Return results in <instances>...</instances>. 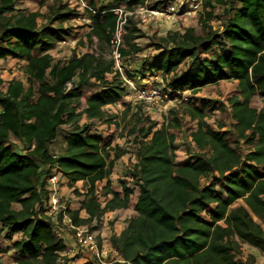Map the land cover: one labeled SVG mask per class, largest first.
Segmentation results:
<instances>
[{"label":"trees","instance_id":"trees-1","mask_svg":"<svg viewBox=\"0 0 264 264\" xmlns=\"http://www.w3.org/2000/svg\"><path fill=\"white\" fill-rule=\"evenodd\" d=\"M24 1L0 0V61L17 60L26 76V82L0 78V245L10 243L16 264H69L64 214H46L49 179L59 173L70 188L84 183L83 193L74 189L84 197L80 209L66 204L75 226L128 208L138 190L136 216L110 239L125 264H253L251 255L242 260L244 244L264 255V106H253L255 98L264 104V0H204L201 32L176 28L160 38L127 17L120 51L125 66L140 68L125 70L127 78L158 74L172 99L190 95L161 125L144 102L126 107L123 114H131L124 132L136 148V163L125 176L133 186L120 182L123 197L108 179L115 162L130 152L93 130L98 124L121 127L120 116L107 107L124 100L130 88L111 58L115 10L132 13L148 0H80L90 21L87 43L98 47L65 59L51 51L71 36L66 23L79 17V8L36 0L47 8L42 13L19 8ZM171 5L162 0L150 7ZM215 5L224 8L219 29L211 24L218 18ZM142 38L156 51L151 59L141 58ZM224 81L238 83L228 106L196 97ZM87 87L94 92L81 108ZM217 111L222 119L214 127L209 119ZM61 131L66 147L57 155L50 146ZM180 137L185 159L177 153ZM104 180V195L112 198L103 207L97 185ZM2 252L7 249L0 246Z\"/></svg>","mask_w":264,"mask_h":264},{"label":"rangeland","instance_id":"rangeland-1","mask_svg":"<svg viewBox=\"0 0 264 264\" xmlns=\"http://www.w3.org/2000/svg\"><path fill=\"white\" fill-rule=\"evenodd\" d=\"M49 1L52 2L54 0H49ZM62 1L70 4L72 7L77 6L81 13H80L78 18L71 20L68 23H66V26L71 28L72 34L65 42L59 44L56 47V49L52 50L51 54L56 59H65V58H70L74 52H76L78 55H82V54H85L87 52H91V51L95 50V48L98 47V44L96 43L93 46L89 45L87 43V39H86V34L90 30L88 27V24H90V21L87 19L86 13L84 12V9H85L84 3H82L80 0H62ZM169 1H171V4H173L175 7H177V9L180 13L184 12V14H181L180 16L177 14V16L175 18H173L169 21L165 20L163 22L159 21V22H155V23L150 24L147 29H144L149 34V36H151V37L154 36L156 38L164 37L167 35V32L172 27L171 25L172 24L175 25L177 23L181 26H182V23H185V27H182V28L194 26L199 32H201L202 29H201L198 21L200 18V14H202L204 11L203 6L200 7V10L198 12H192L191 8H190L192 0H169ZM156 2L160 5L162 0H149V7L153 4H155ZM18 6H19V8L27 9L30 11H39L40 10L42 13L47 12V8L46 7L40 8V5L36 0H27V1L20 3ZM223 10H224L223 7L216 6L215 12H216V16H218V18L212 20V22H211L214 29H219L220 26L222 25L221 20L219 18L223 17ZM186 16L190 17L191 19L186 20L185 19ZM39 21H40V23L43 22L42 20H39ZM81 40H84L86 42L85 45H82L80 43ZM138 42L141 45H143L144 47H146V51L142 54V57H141L142 59L147 58V57L150 58L151 56L156 54V51H155L154 47L151 45V42L148 38H142ZM125 64L126 63L124 62V65ZM21 65H22V63H18L17 60H10L9 59L6 61H0V78L3 79L5 82H9L13 79L22 80V81L26 82V76L22 72ZM125 67H127V69L125 68V70H129V72L131 71L134 73H136L137 72L136 69L139 68V67H136L135 64L131 65V66L127 65ZM134 68H136V69H134ZM125 76L127 77V75H125ZM153 77L154 76H149L147 73L146 75H141L140 78L137 77V79H135V81L137 82L138 87L149 88L148 87L149 84H147L145 82V80L152 79ZM126 85L128 87H130L128 84H126ZM237 85H238V83L236 81H230V82L224 81V82H221L217 85H212V86H208V87L204 88L202 91H200L196 95V97L197 98H204L207 100H216V101L222 102L228 106V99L236 94ZM151 86H163L161 76L159 79L156 76V79H155L153 85H151ZM93 92L94 91L89 87H87L84 90V95H83V98L81 100V106H80L81 108H83L87 99L93 94ZM189 95L190 94L187 93V94L183 95L182 98H178L177 100L173 99L174 101H172V103H168V104L164 103L163 105L158 106V107H155V106H152V105H149L146 103L145 104H146V107L148 108L147 110H148L151 118L153 120L157 121L161 125L162 123H164L166 116L169 114L170 110L172 108H178L179 106H181V104L186 103ZM139 102L140 101H137V99H136L135 92L131 88H129V91H127V94H126V97L124 98V100H122L121 102H119L115 106H108L107 107V110H109V112L114 113V114H118L120 116L118 118V122L121 123V127H117L116 125L98 124V125H96V127L94 128L93 131L107 137L108 139H110V142H112L113 146L119 144L122 148L128 150L130 152V154H134L136 151L135 150L136 148L134 147V145L127 143V141H126L127 136L125 135L127 131L124 132V130H125L124 128L126 127L125 125L128 124V121L130 120L131 112L129 115H124L123 113L125 112L127 106H129L130 104L132 106H134ZM253 106L257 107V108H262L264 106V104L260 98H255L253 101ZM221 119H222L221 113L219 111H217L211 115L209 122L214 127H216V122L218 120H221ZM226 121L227 122L229 121L227 116H226ZM63 135H64V132L61 131L59 138L56 142V147H58V148H60L61 144H63V142H64ZM248 148L249 147L243 146V149L245 151H247ZM177 153H178V157L180 159H185L187 157V152L185 149L183 137H180V143H179ZM118 175H119L118 181H119L120 185H121V183H120L121 181H126L129 183L130 187L133 186L131 181L127 180V178L125 177L126 171H123L122 173H119ZM80 188L84 191L83 185H81ZM77 197H80V196H77ZM101 197H104L103 191H100V194H99V199L102 202V201H104V199L103 198L101 199ZM105 218L106 217L104 215V218L102 219L103 222L105 221ZM87 226L96 235V231L100 228L101 224L98 222H94V223H91ZM0 246L3 247L4 249H7V252H9L11 250V248L9 247L10 243L7 241H4Z\"/></svg>","mask_w":264,"mask_h":264},{"label":"crops","instance_id":"crops-1","mask_svg":"<svg viewBox=\"0 0 264 264\" xmlns=\"http://www.w3.org/2000/svg\"><path fill=\"white\" fill-rule=\"evenodd\" d=\"M186 20H190L191 18L186 16L185 18ZM172 24L171 28L172 29H182V27H185V23H182V26L179 25L178 23ZM194 27V26H193ZM170 28V29H171ZM221 28V26H220ZM150 75V74H148ZM150 76H154L152 79H148L145 80V82L148 85V87H153L151 85H153L156 76L158 77V79L160 78V75L155 74V75H150ZM113 131V130H112ZM60 135V134H59ZM59 138V136H58ZM58 138L54 141V143L50 146L51 147V151L54 154L57 155H61L64 153L65 147H66V142L64 140L63 144H61L60 148L56 147V142L58 140ZM136 163V158L134 154H130L127 153L124 156H122L119 160H117L115 162V166L113 169V172L110 176V178L108 179L109 182H111V189L115 192H118L123 195V188L122 186L119 184V173H122L123 171H126L127 168L133 166ZM58 176L60 177V182L59 184L56 186L58 192L57 194L61 197L62 201L65 202L68 207L71 210H78L80 209V202L84 199V197H77L74 194V189L78 188L80 190V192H84L80 187L81 185L84 186L83 182H79L76 184V186L74 188H70L68 186V181L66 178L63 177V175L61 173L58 174ZM108 180H104L101 183H98V193L100 194V191H103V193H105L104 191V187L107 185ZM138 190L135 191L134 196L132 197V200L129 204V207L126 209H116L114 211H109L105 214V221H101L98 222L101 224L100 228L96 231V235L98 240L100 241V245L102 250L105 253V261L107 262V264H125L122 260H121V256L118 253V251L116 249L113 248L110 239L112 237L113 234L120 236L121 233L123 232L125 226H126V222L127 220L133 218L136 216V212L134 210L136 201H137V197H138ZM104 199V201L100 202L102 203V206L104 207L106 205V203L111 200L112 195L108 194V195H104V197H101V199ZM16 209H20L19 205H15ZM80 216L84 219H87L89 217V215L87 214V212L85 210H82L80 213ZM96 222V221H94ZM93 222V223H94ZM63 231V235L62 238L65 240L66 244L68 245V252L64 253L63 255L68 256L69 258V264H85L88 261H96V259L88 253H79L76 255L75 252L70 251L71 248H73L74 246V232L69 228V226H65L62 228ZM243 250H244V254L242 257V260L245 262L248 258V256H253L254 257V263L253 264H264V255H262V253L256 249L255 247L248 245V244H244L243 245ZM0 264H16V262L13 260L12 258V249L9 252H2L0 253Z\"/></svg>","mask_w":264,"mask_h":264},{"label":"built area","instance_id":"built-area-1","mask_svg":"<svg viewBox=\"0 0 264 264\" xmlns=\"http://www.w3.org/2000/svg\"><path fill=\"white\" fill-rule=\"evenodd\" d=\"M204 0H192L190 5L192 12H198L200 7L203 6ZM116 14L119 16L116 31L113 35L111 41L112 53L111 58L115 62V69L121 74L124 82L130 86V88L135 92L137 101L144 102L146 104L158 107L164 103H172L174 101L169 93L164 90V86H153L149 88H140L137 86L135 79H128L125 76V65L123 56L120 49L124 46V36L126 34L125 25L128 16H134L139 21V26L143 29H147L150 24L159 21H169L177 16V8L173 5L166 8H150L149 0L146 5L138 8L135 12L128 13L125 12L123 8L115 10ZM49 182L52 186V193L48 203V209L46 214L51 217L57 216L59 213L64 215V223L69 226V228L74 232V246L70 251L79 253L91 254L98 264H107L105 261V253L100 247L99 240L95 233L90 230L87 225L75 226L67 214V205L57 194L56 186L60 182V177L58 174L53 175ZM62 235V233H59Z\"/></svg>","mask_w":264,"mask_h":264}]
</instances>
